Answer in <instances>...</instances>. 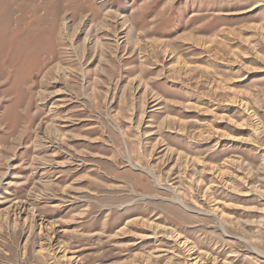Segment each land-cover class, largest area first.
I'll return each instance as SVG.
<instances>
[{"label": "rangeland", "instance_id": "374dc122", "mask_svg": "<svg viewBox=\"0 0 264 264\" xmlns=\"http://www.w3.org/2000/svg\"><path fill=\"white\" fill-rule=\"evenodd\" d=\"M195 263L264 264V0H0V264Z\"/></svg>", "mask_w": 264, "mask_h": 264}, {"label": "bare ground", "instance_id": "6f19581e", "mask_svg": "<svg viewBox=\"0 0 264 264\" xmlns=\"http://www.w3.org/2000/svg\"><path fill=\"white\" fill-rule=\"evenodd\" d=\"M258 8V6L257 5H255V7H253L252 9H250L249 11H254L255 9H257ZM85 28V27H84ZM68 31V26H67V23H64V25H63V32L65 33V32H67ZM64 72H63V69L59 66L58 67V70L56 71V74L58 75V76H60L61 74H63ZM54 134V133H53ZM52 134V135H53ZM56 137V136H55ZM53 138V137H52ZM149 172V171H148ZM149 174L151 175V172H149ZM152 175L153 176H156V175H154V173H152ZM157 178V177H156ZM154 179V178H153ZM158 179V178H157ZM156 182L159 184V180H156ZM45 199V198H44ZM184 205V204H183ZM188 209V208H187ZM196 264V263H195Z\"/></svg>", "mask_w": 264, "mask_h": 264}]
</instances>
